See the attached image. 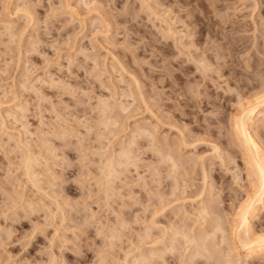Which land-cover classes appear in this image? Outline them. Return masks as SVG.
I'll list each match as a JSON object with an SVG mask.
<instances>
[{
	"label": "rangeland",
	"instance_id": "1",
	"mask_svg": "<svg viewBox=\"0 0 264 264\" xmlns=\"http://www.w3.org/2000/svg\"><path fill=\"white\" fill-rule=\"evenodd\" d=\"M236 1L249 6L216 18L226 27L238 21L228 32L246 53L232 50L223 60L239 68L221 74L216 65L201 72L196 61H177L180 42L189 43L198 25L189 24L194 14L179 19L186 10L175 11L176 2L170 8L168 0H0V264H181L188 251L173 229L198 234L219 219L226 230L216 235L212 259L193 264H264L262 254L229 253L233 218L257 190L233 119L264 97V4ZM150 7L182 30L176 40ZM186 30L193 35L182 39ZM166 41L173 53L164 51ZM262 118L255 128L264 137ZM257 213L254 227L264 233V210ZM156 245L174 247L149 259Z\"/></svg>",
	"mask_w": 264,
	"mask_h": 264
},
{
	"label": "bare ground",
	"instance_id": "2",
	"mask_svg": "<svg viewBox=\"0 0 264 264\" xmlns=\"http://www.w3.org/2000/svg\"><path fill=\"white\" fill-rule=\"evenodd\" d=\"M169 2H170V4L169 5H167V6H169L170 8H171V6L172 5H174V3L176 2L175 0H168ZM193 1H195V5H196V7H192V8H190V9H187L185 6L186 5H191V3L193 2ZM232 1H234V0H217V1H213V0H177V2H176V5H177V7H175V11H181V9H183L186 13H184V14H181V15H179L178 17H179V19L180 18H182L183 16L185 17L187 14L189 15V13L190 14H194V19H191V20H189V24H191V23H194V24H196V27H197V25H198V27L195 29V33H196V36L192 39V40H189V43H186V44H184L182 41V43L180 42V45L181 44H183V46L181 45V47H183L179 52H181V51H183V54H182V56L180 57V54H179V57H180V59L179 60H177V61H179V63H181L180 61H186V63L188 64V65H190V64H192L193 62H197L198 63V65H200V66H198V67H200L201 69V72H204V71H202V68H203V70L205 69L206 71L208 70V69H211L212 67L211 66H213L214 65V67H215V65H216V70H217V72H220L221 74L222 73H224V72H230V70H232L233 71V73H235L237 70H238V68H236L237 70H235L234 69V67L231 69V67H230V65L228 64V61H226V59H224L223 60V58H225L226 56L227 57H230L231 55V52H232V50H235V51H237V52H245V49L242 47V44L241 45H239V43H237L236 41L238 40V39H240V38H236L234 35L233 36H231V33H229V32H231V31H229L228 32V28L229 27H233V26H235L234 24H236V25H238V21L236 20H234V18H232L233 20H230V23H229V25L226 27V26H221L222 24H223V22L221 23L220 21H219V19L218 18H216L219 14H220V12L222 11V10H226V9H228V8H232L233 7V9L235 8V7H239V6H243L244 4V6L245 7H247V6H249V3L248 4H246V3H242L241 5L240 4H238V6H236V4H237V1L236 2H233V3H231ZM161 1H159V3H160ZM179 2H182V4L183 5H179ZM239 2V1H238ZM262 3L264 4V0H262L261 2H260V0H256L255 1V6L256 5H259V7L261 6V7H263L262 6ZM160 4H162V3H160ZM193 4V3H192ZM149 6H151V5H149ZM161 6V5H160ZM182 6H184V7H182ZM159 7V6H158ZM157 7V8H158ZM164 7V6H163ZM169 7H166L167 9H165V10H163L164 12H168L169 11ZM174 7V6H173ZM151 8V7H150ZM157 8L155 7V9L156 10H154L153 8H151V12L152 13H154L155 14V16H157V17H153V18H160L161 19V21L163 20V22H165L166 24H165V26H164V28H165V30L164 31H166V33H164V31H163V33L165 34V35H168L170 38H175L176 36L177 37H179L178 36V32H181V31H178L177 29H176V27L173 25V21H171V20H169L168 18H166V17H163L160 13H159V11L157 10ZM196 8V9H195ZM30 9V8H29ZM161 9V8H160ZM236 9V8H235ZM234 9V11L236 12V10ZM239 9V8H238ZM237 9V10H238ZM260 9V8H259ZM173 10V11H174ZM182 10V11H183ZM196 10H198V14H197V12L195 13V11ZM229 10V9H228ZM231 10V9H230ZM242 10V9H241ZM172 10H171V12H173ZM233 11V10H232ZM233 11V12H234ZM30 12V11H29ZM33 12V11H32ZM162 12V11H161ZM226 12V11H225ZM165 13V14H166ZM174 13V12H173ZM176 13V12H175ZM153 14V15H154ZM222 14H224L223 13V11H222ZM228 14V13H227ZM226 14V15H227ZM237 14V13H236ZM151 15V14H150ZM228 15H230V14H228ZM235 15V14H234ZM191 16V15H190ZM222 17V16H221ZM220 17V18H221ZM234 17H236V15L234 16ZM175 18V17H174ZM186 18V17H185ZM237 18V17H236ZM160 19H158V20H160ZM223 19V18H222ZM224 19H225V17H224ZM228 20V19H227ZM240 21V20H239ZM175 22V21H174ZM228 22V21H227ZM244 22V21H243ZM186 23H188V22H186ZM185 23V24H186ZM220 24V28H216V25L217 24ZM225 23V22H224ZM188 24V25H189ZM193 25V24H192ZM243 25V24H242ZM193 26H195V25H193ZM240 26V25H239ZM238 26V27H239ZM263 26V25H262ZM191 26H187V28H190ZM241 27V26H240ZM245 27V26H244ZM235 28V27H234ZM232 29V28H231ZM236 29V28H235ZM240 28H238V30H239ZM242 29V28H241ZM245 29V28H244ZM162 30H163V28H162ZM230 30V29H229ZM236 31V30H235ZM186 32V34H182V36H181V34H180V37H182V39L184 38L183 36H188V37H190L191 35H193V33L191 32V31H188V30H186L185 31ZM237 32V31H236ZM168 36H167V39H169L168 38ZM163 37H165V36H163ZM187 37V38H188ZM193 37V36H192ZM180 39V38H179ZM190 39V38H189ZM245 39V38H244ZM166 40V39H165ZM175 40H176V38H175ZM180 41V40H179ZM235 41V42H234ZM242 41V40H241ZM240 41V42H241ZM174 42V41H173ZM239 42V41H238ZM258 42V41H257ZM264 42V41H263ZM178 43V42H177ZM243 43V42H242ZM247 44V43H246ZM165 47L164 48H166V50H164V51H167L168 49H170L171 48V45L166 41L165 42ZM173 45H175V43L173 44ZM172 45V46H173ZM180 45H179V47H180ZM256 45V44H255ZM259 45V44H258ZM241 46V47H240ZM178 47V48H179ZM263 47H264V44H263ZM177 48V49H178ZM246 48V47H245ZM257 48V47H256ZM263 50H264V48H262ZM247 50H249V49H247ZM258 50H259V47H258ZM170 52L172 51V53L174 52V49L172 48V49H170L169 50ZM177 51V52H178ZM260 51V50H259ZM168 52V51H167ZM176 52V51H175ZM246 53V52H245ZM247 54H248V51H247ZM173 55V54H172ZM178 57V56H177ZM178 57V58H179ZM239 58V57H238ZM235 59V58H234ZM200 63V64H199ZM234 63V62H233ZM246 63H248V61L246 62ZM236 64V63H235ZM234 64V65H235ZM258 64V63H257ZM194 65V64H193ZM187 66V65H186ZM192 66V65H191ZM232 66V65H231ZM244 66V65H243ZM255 66H257V65H255ZM211 67V68H210ZM251 67V66H250ZM258 67H260V65L258 66ZM244 68V70H245V67H243ZM243 68H241V69H243ZM247 68V67H246ZM253 68H256V67H253ZM198 69V68H197ZM259 69V68H258ZM199 70V69H198ZM213 70V69H212ZM240 70V69H239ZM252 70V69H251ZM260 70V69H259ZM205 71V72H206ZM247 71H248V69H247ZM246 71V72H247ZM254 71V70H253ZM209 72H210V70H209ZM250 71H248V73H249ZM257 72V71H256ZM262 72V71H261ZM261 72L259 73V74H261ZM207 73V72H206ZM232 73V74H233ZM254 73H255V71H254ZM253 73V74H254ZM203 74V73H202ZM218 74V73H217ZM220 74V75H221ZM225 74H227V73H225ZM243 74V73H242ZM257 74V73H256ZM168 75V74H167ZM210 75V74H209ZM224 75V74H223ZM249 75V74H248ZM250 75H252V71H251V74ZM249 75V76H250ZM171 76V75H170ZM169 77V76H168ZM210 77V76H209ZM251 77V76H250ZM202 78V77H201ZM214 78V77H213ZM205 79V78H204ZM203 79V80H204ZM236 79V78H235ZM240 81V80H239ZM206 82H208V81H205V83ZM204 83V82H203ZM208 84V83H207ZM207 86V85H206ZM195 89V88H194ZM193 89V90H194ZM198 91V90H197ZM199 99V98H198ZM197 101V100H196ZM193 106V105H192ZM104 109V108H103ZM106 109V108H105ZM102 110V109H101ZM104 111V110H103ZM260 113H262V115H263V120L262 121H264V97H260L259 98V96H258V98H256L254 101H252V102H249L248 104H245V105H243V107L241 108V110L237 113V115L236 116H234V119H233V131H234V135H237V139L240 141V143L242 144V146L244 147V148H242V149H245L247 152L246 153H248L247 155V157H246V159L248 158L249 160H247V162H249V167H253V168H255L254 170L256 171V173H254V175L256 174L257 175V180H255V176H254V180H255V182L257 183V185H254V186H256L257 187V190H255L256 188H254V186H253V188H254V192L246 199V201L243 203V204H241V206H240V208H239V210L236 212V217L235 218H233L234 219V223L232 224V226H231V231H230V235H229V238L230 239H228L229 241L228 242H230L229 244H231V245H229L230 246V250H229V253L231 252V251H233V252H236V250L237 249H241V250H243V251H245L246 252V256L248 257V256H254V254H262V255H264V233H259L260 231L259 230H257L258 228L256 227V225H255V227H254V222H253V217H255L254 215L258 212V211H260V210H264V145H263V136H262V133L260 134L259 132H258V128H255V122H256V118L258 117V115L260 114ZM144 128V127H143ZM260 129H263L264 130V122H263V124H262V127L260 128ZM235 137V136H234ZM233 137V138H234ZM154 138V137H153ZM185 138V137H184ZM191 139V138H190ZM236 139V137L234 138V140ZM184 141H185V139H184ZM186 141H189V140H186ZM233 141V140H232ZM236 142H238L237 140H235ZM153 142H154V140H153ZM191 142V141H190ZM195 142V141H194ZM236 142H234L235 143V145H236ZM183 143V142H182ZM184 143H186V144H188V142H184ZM233 143V142H232ZM239 143V142H238ZM241 144H238V145H241ZM155 145V144H154ZM182 145H185V144H182ZM192 145H194V144H192ZM181 146V145H180ZM187 145H185V147H186ZM183 147V146H182ZM191 147V146H190ZM236 147V146H235ZM239 147V146H238ZM241 147V146H240ZM154 148H156V146L154 147ZM159 148V147H158ZM168 148V147H167ZM171 148V147H170ZM169 148V149H170ZM216 148V147H215ZM163 149V148H162ZM213 149V148H212ZM124 150V149H123ZM176 150V149H175ZM184 150V149H183ZM155 151H156V149H155ZM159 151H160V153H162V155L161 154H159V155H161V156H163V158H164V161H166V160H168L167 162H169L170 163V161L172 160V162L173 163H176V161H175V159H174V157L172 156V154H170V153H165L164 152V150H163V152H161L162 150H158L157 151V153H159ZM166 151V150H165ZM168 151V150H167ZM189 151V150H188ZM106 153V152H105ZM156 153V154H157ZM244 153V152H243ZM34 154V153H33ZM107 154V153H106ZM184 154V153H183ZM245 154V153H244ZM29 156V155H28ZM158 156V155H157ZM178 156H180V155H178ZM221 156V155H220ZM245 156V155H244ZM35 157V156H34ZM121 157V156H120ZM159 157V156H158ZM181 157V156H180ZM180 157H179V159H180ZM183 157V156H182ZM224 157V156H223ZM27 159H26V162H27V160L28 159H30V156H29V158L28 157H26ZM109 158H111L110 156H109ZM222 157H220V159H221ZM161 159V158H160ZM204 159V158H203ZM223 159V158H222ZM245 159V158H244ZM108 160V159H107ZM170 160V161H169ZM226 160V159H225ZM32 161V160H31ZM31 161L29 162L30 164H31ZM109 161V163L108 164H111L112 163V161H113V159L111 158V159H109L108 160ZM107 161V162H108ZM120 161V160H119ZM156 161V160H155ZM163 161V160H162ZM181 161V160H180ZM24 162H25V160H24ZM157 162V161H156ZM172 163V164H173ZM180 163H182V162H180ZM205 163V162H204ZM227 163V162H226ZM30 164H29V166H30ZM116 163L114 162V166H117V165H115ZM168 164V163H167ZM171 164V163H170ZM171 164V165H172ZM178 164V163H177ZM183 164V163H182ZM221 164V163H220ZM27 165V164H26ZM179 165H181V164H179ZM227 165V164H226ZM247 165V164H246ZM109 166H112V164L111 165H108V168H109ZM169 166V165H168ZM175 166V165H174ZM202 166H203V164H202ZM166 167H167V165H166ZM106 168V167H105ZM111 168V167H110ZM109 168V169H110ZM156 168V167H155ZM172 168V167H171ZM175 168V167H174ZM183 168V167H182ZM205 168V167H204ZM204 168H202V170L204 169ZM213 168V167H212ZM103 169H104V167H103ZM102 169V170H103ZM109 169H107L108 171H109ZM112 169V168H111ZM168 169V168H167ZM176 169H177V167H176ZM185 169V168H184ZM101 170V171H102ZM106 170V171H107ZM113 170H116V169H113ZM113 170H111V171H113ZM173 170V169H172ZM186 170V169H185ZM206 171H207V169H205ZM204 170V171H205ZM252 170V169H251ZM110 171V172H111ZM167 171H169V170H167ZM177 171H178V169H177ZM183 171V170H182ZM181 171V172H182ZM205 171V172H206ZM250 171V170H249ZM204 172V177L202 176V179L204 180V184L205 183H207V181L209 180H206L207 178H208V173H205ZM33 173V172H32ZM108 173V172H107ZM113 173H114V171H113ZM168 173V172H167ZM27 174V173H26ZM112 173H109V175L110 176H112L111 175ZM169 174V173H168ZM181 174V173H180ZM188 174V173H187ZM237 174V173H236ZM250 174V173H249ZM33 175V174H32ZM109 175L107 176V174L105 175V176H107V177H109ZM172 175V174H171ZM201 175V174H200ZM158 176V175H157ZM168 176V175H167ZM167 176H165V177H167ZM178 176V175H177ZM187 176V175H186ZM185 176V174H184V176H183V178L184 177H186ZM248 176V175H247ZM35 177V176H34ZM106 177V178H107ZM169 177V176H168ZM174 177V176H173ZM201 177V176H200ZM250 177V176H249ZM170 178V177H169ZM172 178V177H171ZM170 178V179H171ZM236 178V177H235ZM239 178V177H238ZM34 179V178H33ZM109 179V178H108ZM166 179V178H165ZM169 179V180H170ZM157 180V179H156ZM155 180V181H156ZM175 180V179H174ZM184 180H185V178H184ZM187 180V179H186ZM202 180V181H203ZM176 181H177V179H176ZM179 181V180H178ZM183 181V180H182ZM201 181V180H200ZM110 182V181H109ZM171 182H172V180H171ZM193 182V181H192ZM254 182V181H253ZM36 183V182H35ZM106 183H108L107 181H106ZM159 183H161V182H159ZM175 183V182H174ZM184 182H182V184H183ZM189 183V182H188ZM202 183V182H201ZM109 184V183H108ZM156 184H157V182H156ZM180 184V183H179ZM209 184V183H208ZM255 184V183H254ZM107 185V184H106ZM161 185H162V183H161ZM170 185V184H169ZM178 185V184H177ZM188 185V187L190 186L189 184H187ZM110 186V185H109ZM160 186V185H159ZM159 186H157L156 187V190H157V188L159 187ZM172 186V185H171ZM174 186V185H173ZM172 186V187H173ZM176 186V185H175ZM208 186V185H207ZM212 186V185H211ZM215 186V185H214ZM180 187H181V185H180ZM111 188V187H110ZM174 188V187H173ZM207 188V187H206ZM178 189H180V188H178ZM213 189V188H212ZM158 190H159V188H158ZM158 190H157V192H158ZM171 191H172V188L170 189ZM181 190V189H180ZM183 190H185V192H186V189H184L183 188ZM207 190V189H206ZM176 191H177V187H176ZM182 191V190H181ZM180 191V192H181ZM188 191V190H187ZM253 191V190H252ZM203 192H206L205 190L203 191ZM203 192L202 191H200V192H198L196 195H199V194H203ZM113 193V192H112ZM159 193V192H158ZM161 193V192H160ZM171 193V192H170ZM172 193H173V191H172ZM188 193V192H187ZM213 193V192H212ZM211 193V194H212ZM162 194V193H161ZM174 194H175V192H174ZM159 195V194H158ZM162 196H163V194H162ZM189 196V195H188ZM158 197V196H157ZM172 197H174V195H172ZM184 197H186V195L184 196ZM183 197V198H184ZM202 197V196H201ZM162 198H165V194H164V197H162ZM181 198H182V196H181ZM190 198V197H189ZM203 198V197H202ZM232 198V197H231ZM160 199V198H159ZM174 199V198H173ZM186 199H188V197L187 198H185V200ZM169 200V199H168ZM175 200V199H174ZM184 200V201H185ZM204 200V199H203ZM163 201V200H162ZM161 201V202H162ZM164 201H167V200H164ZM172 201V200H171ZM183 201V200H182ZM202 201V200H201ZM176 202V200L173 202L172 201V203H175ZM177 202H178V199H177ZM199 203H200V201H198ZM163 203V202H162ZM186 203H187V201H186ZM205 203V202H204ZM209 203V202H208ZM188 204V203H187ZM221 204V203H220ZM171 205V204H170ZM184 205V204H183ZM193 205V204H192ZM167 206V205H166ZM180 206H181V203H180ZM215 206V205H214ZM163 207V206H162ZM165 207V206H164ZM187 207H190V205L189 206H186V208L185 209H188ZM179 208V207H178ZM208 209H209V207L207 206V205H205L204 204V206H202L201 207V213L203 214V216H205V215H207V213H209V211H208ZM220 209V208H219ZM157 210H158V208H157ZM156 210V211H157ZM179 210V209H178ZM196 210V209H195ZM198 210V209H197ZM159 211V210H158ZM157 211V212H158ZM190 211V210H189ZM157 212H155V213H157ZM192 212V211H191ZM190 212V214H192L193 216H194V214L193 213H191ZM193 212H194V210H193ZM154 213V214H155ZM159 213V212H158ZM157 213V214H158ZM181 213V212H180ZM189 213V212H188ZM187 213V214H188ZM186 214V213H185ZM214 214V213H213ZM226 214V213H225ZM235 214V213H234ZM258 214V213H257ZM155 216H156V214H155ZM179 216V215H178ZM184 216V215H183ZM191 216V215H190ZM192 216V217H193ZM198 216V215H197ZM196 216V217H197ZM201 216V215H200ZM199 216V217H200ZM235 216V215H234ZM185 217V216H184ZM187 217H189V216H187ZM192 217H190V218H192ZM206 217V216H205ZM179 218H181V217H179ZM208 218V217H207ZM206 218V219H207ZM220 218H221V216H220ZM205 219V218H204ZM158 220V219H157ZM173 220V219H172ZM195 220V219H194ZM201 220H203V219H201ZM201 220H199V221H201ZM212 220V219H211ZM220 220V219H219ZM219 220H217V221H212L210 224V227H211V229H209V230H205V232L203 231V232H200V233H196V234H194L193 232V234L189 231V228H188V230H184V229H181V228H179V229H177V228H175V229H173L174 231H175V234H174V237H178L179 238V236L181 235V236H183V238L185 239V246H186V249L185 250H187V251H185V252H187L186 253V257H185V252H183V251H181V253L183 252L184 254V257L186 258V259H182L181 261L182 262H184V263H181V264H187V263H192L193 264V262H195L196 263V260H198L199 258H205V260H207L208 261V259H212V254H213V248L215 247V239H216V235H217V233L219 232V234L222 232V233H224L225 232V230L226 229H224L223 228V226H222V224H221V222L219 221ZM227 220V219H226ZM178 221V220H177ZM225 221V220H224ZM179 222V221H178ZM177 222V223H178ZM183 222H184V220H183ZM188 222V221H187ZM193 222V221H192ZM159 223V222H158ZM172 223H174V222H172ZM205 223V222H204ZM225 223H227V222H225ZM166 224H168V223H166ZM183 224H185V223H183ZM191 224V223H190ZM230 224V223H229ZM147 225V224H146ZM156 225H157V223H156ZM161 225V224H160ZM179 225V224H178ZM177 225V226H178ZM181 225V224H180ZM179 225V226H180ZM195 225V224H194ZM205 225V224H204ZM164 226V225H163ZM173 226V225H172ZM186 226V225H185ZM196 227L198 226V225H195ZM229 226V225H228ZM260 226V225H259ZM261 226H263L262 224H261ZM157 227H160V226H158L157 225ZM156 227V228H157ZM171 227V226H170ZM176 227V226H175ZM188 227V226H187ZM201 227V226H200ZM207 227V226H206ZM209 227V226H208ZM264 227V226H263ZM169 228V227H168ZM172 228V227H171ZM202 228V227H201ZM260 228V227H259ZM148 229V228H147ZM193 229H194V227H193ZM196 229V228H195ZM205 229V228H204ZM228 229V228H227ZM261 229V228H260ZM160 230V229H159ZM168 230V229H167ZM171 230V229H170ZM169 230V231H170ZM190 230H191V228H190ZM230 230V229H229ZM263 230V229H262ZM193 231V230H192ZM162 232H163V230H162ZM196 232V231H195ZM199 232V231H198ZM228 232V231H227ZM158 233V232H157ZM218 234V235H219ZM144 235V234H143ZM168 235V234H167ZM169 235H170V233H169ZM173 235V234H172ZM179 235V236H178ZM227 235V234H226ZM114 236V235H113ZM152 236V235H151ZM150 236V237H151ZM165 236V235H164ZM148 237V236H147ZM146 237V238H147ZM159 237H160V235H159ZM170 237V236H169ZM221 237V236H220ZM113 238V237H112ZM166 238V237H165ZM142 239V238H141ZM162 240H163V238H161ZM161 239H159V238H156L155 240H154V243L155 244H158L160 241H161ZM167 239V238H166ZM165 239V240H166ZM171 239H173V236H172V238ZM180 239H182V237L180 238ZM219 239V238H218ZM164 241V240H163ZM170 241V240H169ZM173 241H175V239L174 240H172V242ZM219 241V240H218ZM227 241V240H226ZM145 242V241H144ZM153 242V241H152ZM162 242V241H161ZM160 242V243H161ZM178 242V241H177ZM222 242H225L224 240L222 241ZM149 244H150V242H148ZM147 243V244H148ZM154 243H152V244H154ZM171 243V242H170ZM174 243V242H173ZM175 243H176V241H175ZM179 243V242H178ZM183 243H184V241H183ZM154 244V245H155ZM172 244V243H171ZM219 244V243H218ZM217 244V245H218ZM223 244V243H222ZM162 245V244H161ZM174 245H176V244H174ZM183 245V244H182ZM160 245H156V247L154 246L153 248H150V256H149V259H152V260H154V259H157V258H162L164 255L165 256H167L166 254H165V252L168 250V249H172L174 246H166L165 245V247H159ZM184 246V245H183ZM225 246V245H224ZM223 246V247H224ZM176 247V246H175ZM139 248H140V246H139ZM216 248V247H215ZM225 248H226V246H225ZM141 249V248H140ZM152 249V250H151ZM176 249H177V247H176ZM228 249V248H227ZM182 250V249H181ZM222 250H224V249H222ZM133 251V250H132ZM135 251V250H134ZM142 251V250H141ZM140 251V252H141ZM178 251V250H177ZM226 251H228V250H226ZM223 252V251H222ZM221 252V253H222ZM233 252H232V256H233ZM138 253V252H137ZM146 253V252H145ZM167 253V252H166ZM178 253H180L179 251H178ZM217 253V252H216ZM237 253V252H236ZM139 254H141V253H139ZM138 254V255H139ZM149 254V253H148ZM167 254H169V253H167ZM223 254V253H222ZM226 254V256H227V254H228V252H226L225 253ZM225 254H223V255H225ZM231 254V253H230ZM127 255H129L128 254V252H127ZM138 255H136L138 258L139 257H141V255H142V258H145V254H144V252H143V254H141L140 256H138ZM147 255V254H146ZM234 255H235V253H234ZM182 256V255H181ZM226 256H224V257H226ZM239 256V255H238ZM148 257V256H147ZM147 257H146V262L149 260V259H147ZM219 257V256H218ZM228 257V256H227ZM236 257V256H235ZM246 257V258H247ZM262 257V256H261ZM128 258H129V256H128ZM133 258V257H132ZM136 259L137 261L140 259ZM165 258V257H164ZM168 258V257H167ZM181 258V257H180ZM216 258V257H215ZM221 258H222V256H221ZM229 258V257H228ZM227 258V259H228ZM253 258V257H252ZM252 258H250L251 260H252ZM238 259H240V258H238ZM130 260V259H129ZM133 260V259H132ZM143 260V261H144ZM158 260V259H157ZM163 260H165V259H163ZM179 260V259H178ZM215 260H217V262H219L220 263V258H217V259H215ZM223 260V259H222ZM221 260V261H222ZM226 260V259H225ZM224 260V261H225ZM125 261V260H124ZM135 261V260H134ZM144 261V262H145ZM160 261V260H159ZM229 261V260H228ZM232 261V260H231ZM239 261H241V260H239ZM248 261V260H247ZM140 263H141V261H139ZM165 262V261H164ZM230 262V261H229ZM242 262H244V261H242ZM252 262V261H251ZM250 262V263H251ZM126 263V262H125ZM153 263V261L151 262V264ZM156 263V262H155ZM158 263V262H157ZM156 263V264H157ZM168 263H169V260H168ZM222 263V262H221ZM225 263V262H224ZM227 263V262H226ZM232 263V262H231ZM234 263V262H233ZM138 264V263H137ZM143 264V263H142ZM210 264H211V262H210ZM223 264V263H222ZM237 264V263H236ZM243 264H245V263H243ZM247 264V263H246Z\"/></svg>",
	"mask_w": 264,
	"mask_h": 264
}]
</instances>
